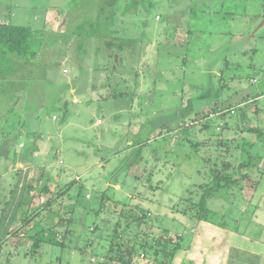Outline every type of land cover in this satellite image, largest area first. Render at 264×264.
I'll use <instances>...</instances> for the list:
<instances>
[{
	"label": "rangeland",
	"instance_id": "obj_1",
	"mask_svg": "<svg viewBox=\"0 0 264 264\" xmlns=\"http://www.w3.org/2000/svg\"><path fill=\"white\" fill-rule=\"evenodd\" d=\"M110 8L123 14L133 31L125 34L142 41L144 52L134 59L136 68L110 59V70L117 69L101 81L111 83L110 89L96 86L85 94L89 77L82 72L79 101L73 102L67 84L68 104L56 108L55 80L68 81L80 65L62 63L61 50H48V45L35 78L13 83L11 89L0 85V120L12 131V144L7 141L5 149L0 143V154L8 153L1 165L12 168L25 154L30 166L23 183L16 173L0 179V264H98L120 219V230L146 233L149 240L182 233V247L169 264H264V0H73L59 34L80 36L79 45L94 36L106 50L103 34L96 35L103 33ZM37 37L33 49L42 33ZM30 56L31 51L21 57ZM7 61V66L0 64V79L15 67ZM220 74L228 87L219 103L225 106L226 99L232 109L215 112L207 127L204 121L193 123L191 117L209 107L208 91L218 87ZM111 89L129 94L113 97ZM228 150L239 161L251 156V175L210 197L211 212L200 219L191 208L201 195L198 184L212 180L211 167ZM70 182V195L60 201L75 217L65 245L44 241L34 251L32 232L28 237L9 234L24 212L15 205L7 208L5 201L21 199L25 208L41 205L51 196L43 185L55 191ZM104 194L108 199L102 203ZM55 208L37 220L57 221ZM141 208L151 212L147 224L126 227V214L131 209L140 214ZM58 229L45 231L42 239L61 238L65 228ZM88 241L93 245L87 253L75 248ZM155 257L149 252L134 263L161 264Z\"/></svg>",
	"mask_w": 264,
	"mask_h": 264
},
{
	"label": "trees",
	"instance_id": "obj_2",
	"mask_svg": "<svg viewBox=\"0 0 264 264\" xmlns=\"http://www.w3.org/2000/svg\"><path fill=\"white\" fill-rule=\"evenodd\" d=\"M113 10V9H112ZM118 20H121L117 14V11L114 10V12H109L108 15H106L105 18V29L103 30V33H100L97 36H101L103 34V38L105 39L103 42L107 43L106 50H102L104 52H108L110 59L114 58L116 59V56L119 54L120 50H123L125 45L128 48H132L136 43H139V39H135L132 36H129L126 38L120 32L117 31L116 24ZM77 36V35H76ZM79 39H81L80 36H78ZM94 36H92L90 39H92ZM32 38H33V31L32 28L29 26H18L11 24L8 21L0 20V48L4 51L12 54H27L30 51L33 50L32 47ZM139 41V42H138ZM101 43V41H98ZM141 46L143 45V42L141 41ZM82 52V48L79 47V53L82 55H85L87 52V49ZM135 50V49H134ZM133 55V52L131 56ZM141 57V56H140ZM136 58V57H135ZM134 56L130 58V60H125L124 58L121 60L116 59L118 63H121V65L126 64L129 62V65L131 67H135L133 65H138V62L135 61ZM137 60V59H136ZM134 61V62H132ZM107 68L110 70V62L106 65ZM113 69H117L116 66L112 67ZM111 71V72H112ZM220 84L218 87H213L211 90L209 89V97L212 98L209 100L210 105L206 110H199L195 113V116L191 117V121L193 123H196L197 121H204V126L207 127L208 125V119L212 115H214L215 112L216 115L220 113V109L230 110L233 107L232 103H228L225 100L226 105L224 106L223 103H219V100L223 98L222 91L225 87H228L227 83H223L222 79L223 74H220ZM234 81V78L231 80ZM111 87V83H108ZM118 86V85H117ZM110 89V88H109ZM113 90V97H123L124 95H128V91H122L118 89H111ZM110 90V91H111ZM259 94L258 92L256 93ZM264 94V93H263ZM248 97V96H247ZM247 97L242 98V101H245ZM228 101V100H227ZM239 102V101H238ZM220 106V107H219ZM254 129V128H253ZM10 140V138H8ZM236 138L231 137V140L234 141ZM223 143H226L223 141ZM12 143H9V145ZM8 144L4 143V147H6ZM237 147V145H235ZM7 155V151L3 152V155ZM233 153L232 151L228 150L226 153H222L218 156V161L215 163L214 166L211 167V175L212 180L210 182H202L198 184L199 190L201 192L200 198L198 201H192L193 205L191 208L196 209L198 212L196 216H198L200 219H205L207 214L211 212V209H209L206 205L207 200L210 197H213L217 194H219L224 188L228 187L229 185L233 183H238L241 180H244L247 178L248 175H251L250 168L251 166L255 165L253 162V159L250 158L247 161H239L232 157ZM8 156V155H7ZM250 167V168H249ZM18 174L17 172H15ZM239 177H236L238 176ZM73 184V182H70L64 186H57V189L55 191H52L50 189V186L45 184L42 187V191L50 192L51 196L47 197L41 205L32 206V207H26L25 204L21 199H17L16 201H13V199H10L9 201L15 205L17 208L16 210L20 212H24L23 216L20 215V221L18 223V226L11 228L8 232L11 235H19L22 237H28L29 233L32 232L30 235V249L31 250H40L42 243L44 241L48 242H56L58 244L65 245L66 237L69 234L74 233V229L71 228V225L75 221V217L73 215H70V212L73 210H68V208H64L62 204H60L61 199L65 198L66 196L70 195V187ZM101 202L104 203L106 199H108L107 195H103L101 198ZM7 201V202H9ZM6 202V203H7ZM10 203V204H11ZM8 204V203H7ZM7 207V206H6ZM53 207H56L55 210L58 219L57 221L55 218L52 219L49 217L46 218H40L37 220V217H40L43 215V213L51 214L53 212ZM8 208V207H7ZM11 208V207H10ZM27 209V210H25ZM32 210V211H31ZM142 213H138V211H135L131 209L126 214V227H131L132 223L135 224V227L139 228L144 223L147 224V219L150 216L151 212L150 210H147L145 208H141ZM17 212V211H16ZM15 212V213H16ZM7 213H4L3 219H6ZM48 221H53L49 222ZM59 227L65 228L63 232H61L63 235L61 238L57 239L55 236H52L53 238H48L47 240L42 239V233L44 234L45 231H52L54 233H60ZM119 227H122L121 219L117 222H115L113 228L111 229V232L108 235V245L106 248V251L104 253V259L103 261H99L98 264H136L134 263V260L136 257L143 254H149L151 252L155 258L158 261H161V264H169L170 261L173 259L174 255L176 254L177 250L182 247V240H183V234L182 233H176L174 236L168 235L166 233H162L158 237H154L152 240H149L147 238V234L144 233L142 235L139 231L131 233L130 231H124L120 230ZM38 228V229H37ZM37 229V230H35ZM96 227L93 228L95 230ZM34 231V233H33ZM93 245V241H88L83 246L77 244L75 245V248L80 250L82 253H87L89 248Z\"/></svg>",
	"mask_w": 264,
	"mask_h": 264
},
{
	"label": "crops",
	"instance_id": "obj_3",
	"mask_svg": "<svg viewBox=\"0 0 264 264\" xmlns=\"http://www.w3.org/2000/svg\"><path fill=\"white\" fill-rule=\"evenodd\" d=\"M30 1L29 3H27ZM43 1V2H41ZM48 1V2H45ZM53 1V2H52ZM57 1H63V0H0V3L3 5L4 11L0 12V20H5L10 22L11 24L18 25V26H29L32 28L33 35L35 38L42 33L41 39H38L41 44L35 49L31 51L30 57H21L25 56V54L17 55L15 57L14 54H10L3 49L0 48V64L3 65L6 64V62H11L7 60H12L15 62V67L12 68L13 71H10V73L5 72L6 74L3 75L0 79V85H6L9 84V88L11 89V84L20 82V81H27L30 79H33L37 76L36 73H40V64L41 59L43 56H45V53L47 51H43V47L47 46L48 50L52 51H60V57L62 63L66 61L75 62L79 64V70L77 73L73 74V76L66 80H55L54 83V89L58 90V93L55 94L54 102L56 105V108H65L68 104V100L66 98V93H64V88L68 84L71 88V92L74 93L73 96V102H78V96L77 93H83L79 92L81 80L82 79V72H85L88 74V83L85 88V94H89V91H94L93 89L96 86H99L100 88H110V85L107 83H102L104 78H107L109 69L107 68V64L110 62V57L108 52H104L101 50L100 42H98L95 37L91 39L90 42H87L86 45H79L78 42L81 40L78 36L71 37L70 39H67V37L64 38V36L60 35L59 33L62 32V24L64 27H66L67 23H64L67 21L65 18V9L70 6V1L73 0H65L67 2L66 5H63L62 2ZM105 8V7H104ZM104 8H101V14L105 11ZM111 12V8H110ZM117 14L121 20H118L116 27L117 31L120 32L123 36L127 37L129 35H126L125 32L132 31V29H128V27L125 25V22H123V14L120 13V11H117ZM138 30V29H137ZM133 32V31H132ZM136 32V31H134ZM38 38V37H37ZM137 38V37H136ZM135 38V39H136ZM33 42V39H32ZM102 43V42H101ZM104 43V42H103ZM139 43H136L132 48H128L126 45L123 48V50H120L119 54L116 56V59H130L132 56L134 58L142 56L144 54L142 50V46H140ZM105 47H107V43L105 42ZM79 47L86 48L87 52L85 55H82L79 53ZM133 52V55L131 56ZM50 53V52H49ZM47 55V54H46ZM105 59H108V62H105ZM51 61V60H50ZM48 61L44 60L43 64H46ZM45 66H43L44 68ZM125 70V69H124ZM67 73V69H64V73ZM97 74L99 75V78L97 79L98 82H100L98 85L95 83V76ZM110 78V77H109ZM65 79V78H63ZM75 79V80H74ZM255 80V78L253 79ZM257 81V80H256ZM106 84V85H105ZM6 88V87H5ZM105 88V89H106ZM9 89V90H10ZM11 91V90H10ZM10 92H8L9 94ZM43 98L45 100V103L47 101V86H46V92L42 93ZM65 106V107H64ZM100 120H98L97 123H99ZM5 119L0 120V143H12L10 138V135L12 131H9L5 127ZM23 133V131H21ZM40 134V133H39ZM43 137V136H42ZM34 143L37 144L36 140ZM37 151L35 150V155ZM8 155V153H7ZM7 155L0 154V166H3V160L6 159ZM27 156L20 155L18 157V160L15 164L11 165L12 168H8L5 170L4 166L0 168V179H4L8 176L13 175L15 172L18 173L20 177L21 183L22 181H26L30 177V171H29V163H27ZM3 164V165H1ZM8 185V182L6 183ZM5 201V204L7 207H13L14 205L9 201ZM11 203V204H10Z\"/></svg>",
	"mask_w": 264,
	"mask_h": 264
},
{
	"label": "built area",
	"instance_id": "obj_4",
	"mask_svg": "<svg viewBox=\"0 0 264 264\" xmlns=\"http://www.w3.org/2000/svg\"><path fill=\"white\" fill-rule=\"evenodd\" d=\"M256 82V79L254 80ZM100 122V121H99Z\"/></svg>",
	"mask_w": 264,
	"mask_h": 264
}]
</instances>
